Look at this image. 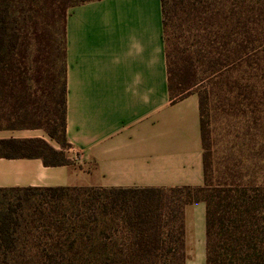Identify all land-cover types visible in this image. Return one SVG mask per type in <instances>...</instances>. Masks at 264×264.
<instances>
[{
  "label": "trees",
  "instance_id": "obj_1",
  "mask_svg": "<svg viewBox=\"0 0 264 264\" xmlns=\"http://www.w3.org/2000/svg\"><path fill=\"white\" fill-rule=\"evenodd\" d=\"M88 1L0 0V129L41 128L61 146L0 140L14 156L67 163L65 19ZM161 13L170 101L198 96L203 184L0 188V264H185L195 202L205 264H264V164L216 169L210 129L219 108L264 113V0H161Z\"/></svg>",
  "mask_w": 264,
  "mask_h": 264
},
{
  "label": "crops",
  "instance_id": "obj_2",
  "mask_svg": "<svg viewBox=\"0 0 264 264\" xmlns=\"http://www.w3.org/2000/svg\"><path fill=\"white\" fill-rule=\"evenodd\" d=\"M162 34L161 0L69 7L67 163L45 164L41 156L0 147V188L201 186L198 96L170 101ZM34 139L61 150L41 128L0 129V140ZM184 227L185 264H205L204 202L185 206Z\"/></svg>",
  "mask_w": 264,
  "mask_h": 264
},
{
  "label": "rangeland",
  "instance_id": "obj_3",
  "mask_svg": "<svg viewBox=\"0 0 264 264\" xmlns=\"http://www.w3.org/2000/svg\"><path fill=\"white\" fill-rule=\"evenodd\" d=\"M221 97L216 96L215 103L220 102ZM247 111L244 115L236 116L219 108L211 116L212 152L216 169H221L227 160L228 163L241 161L245 165H252L251 162L255 161L257 167L264 164V113L251 107ZM254 117L259 118L256 124L252 122ZM261 173L257 171L255 177H261Z\"/></svg>",
  "mask_w": 264,
  "mask_h": 264
}]
</instances>
